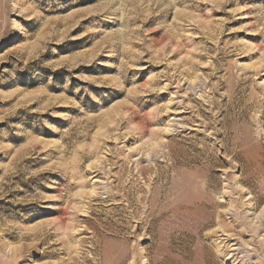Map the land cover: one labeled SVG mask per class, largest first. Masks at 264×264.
Returning <instances> with one entry per match:
<instances>
[{"label": "rangeland", "instance_id": "obj_1", "mask_svg": "<svg viewBox=\"0 0 264 264\" xmlns=\"http://www.w3.org/2000/svg\"><path fill=\"white\" fill-rule=\"evenodd\" d=\"M0 264H264V0H0Z\"/></svg>", "mask_w": 264, "mask_h": 264}]
</instances>
